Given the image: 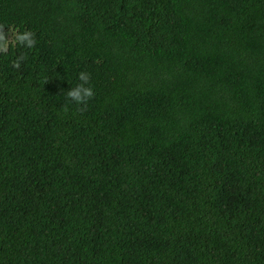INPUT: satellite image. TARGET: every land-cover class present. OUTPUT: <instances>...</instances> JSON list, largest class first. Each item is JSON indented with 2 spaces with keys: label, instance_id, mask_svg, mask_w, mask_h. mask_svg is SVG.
<instances>
[{
  "label": "trees",
  "instance_id": "trees-1",
  "mask_svg": "<svg viewBox=\"0 0 264 264\" xmlns=\"http://www.w3.org/2000/svg\"><path fill=\"white\" fill-rule=\"evenodd\" d=\"M0 264H264V0H0Z\"/></svg>",
  "mask_w": 264,
  "mask_h": 264
},
{
  "label": "clouds",
  "instance_id": "clouds-1",
  "mask_svg": "<svg viewBox=\"0 0 264 264\" xmlns=\"http://www.w3.org/2000/svg\"><path fill=\"white\" fill-rule=\"evenodd\" d=\"M19 41L21 43H26L27 46L31 47L35 44V40L32 38V34L25 33L20 36ZM19 65L17 64V67ZM79 80L81 81L75 88L66 92V98L77 104H86L89 99L94 96V91L89 85L90 76L85 72L79 74Z\"/></svg>",
  "mask_w": 264,
  "mask_h": 264
}]
</instances>
